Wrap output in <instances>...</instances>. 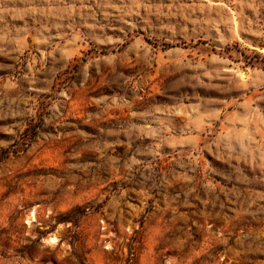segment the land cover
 I'll use <instances>...</instances> for the list:
<instances>
[{
	"label": "rangeland",
	"instance_id": "rangeland-1",
	"mask_svg": "<svg viewBox=\"0 0 264 264\" xmlns=\"http://www.w3.org/2000/svg\"><path fill=\"white\" fill-rule=\"evenodd\" d=\"M0 264H264V0H0Z\"/></svg>",
	"mask_w": 264,
	"mask_h": 264
}]
</instances>
